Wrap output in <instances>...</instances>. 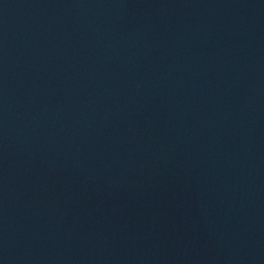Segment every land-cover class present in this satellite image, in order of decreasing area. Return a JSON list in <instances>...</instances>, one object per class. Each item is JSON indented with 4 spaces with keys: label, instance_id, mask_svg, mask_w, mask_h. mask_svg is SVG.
Segmentation results:
<instances>
[{
    "label": "water",
    "instance_id": "95a60500",
    "mask_svg": "<svg viewBox=\"0 0 264 264\" xmlns=\"http://www.w3.org/2000/svg\"><path fill=\"white\" fill-rule=\"evenodd\" d=\"M0 264H264V0H0Z\"/></svg>",
    "mask_w": 264,
    "mask_h": 264
}]
</instances>
